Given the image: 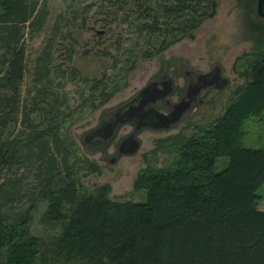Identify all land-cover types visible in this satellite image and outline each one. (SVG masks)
Masks as SVG:
<instances>
[{
    "label": "trees",
    "instance_id": "16d2710c",
    "mask_svg": "<svg viewBox=\"0 0 264 264\" xmlns=\"http://www.w3.org/2000/svg\"><path fill=\"white\" fill-rule=\"evenodd\" d=\"M217 1L125 0L135 14L129 25L136 33L134 45L140 41L144 45L140 56L151 52L154 36L169 38L157 52L181 38L192 39L193 31L214 15ZM38 5L39 0H0L2 129L16 121L13 97L24 74L20 26L27 24L34 31L42 25L46 9L45 4ZM132 52H122L124 63H129ZM38 60L45 68H35L34 81L48 75V55ZM53 102L49 106L57 107L51 114L55 119L65 100ZM263 111L264 50L256 55L247 84L224 113L183 140L175 165L148 169L136 178L135 189L146 192L145 200L138 202L111 200L107 186L91 193L82 189L59 136V123L37 131L24 116L23 136L4 139L0 132V171L21 160L35 161L36 189L47 204L41 222L58 223L60 231L45 243L29 233L37 199L10 221L11 215L3 210L8 186L0 178V264H264V210L259 208L258 193L264 183V148L241 142L244 122ZM43 172L46 179H40ZM55 177L59 184L50 181Z\"/></svg>",
    "mask_w": 264,
    "mask_h": 264
},
{
    "label": "rangeland",
    "instance_id": "374dc122",
    "mask_svg": "<svg viewBox=\"0 0 264 264\" xmlns=\"http://www.w3.org/2000/svg\"><path fill=\"white\" fill-rule=\"evenodd\" d=\"M42 4L46 9L42 25H36L34 31H30L27 24L20 26L24 74L19 93L12 96L16 121L7 123L4 129L0 124V132L4 139L21 133L23 136L21 120L24 116L37 131L58 122L59 136L69 153L68 161L76 171V182L88 193L107 186L108 197L114 201L145 200V190L134 187L136 178L148 169L173 167L183 140L224 113L235 93L247 84L256 55L264 50V19L257 15L254 0H218L214 15L193 31L192 39L181 38L157 52L160 43H168L169 38L163 40V35L154 36L151 38L153 49L148 56H140L142 41L134 45L136 33L129 25L135 14L131 13L132 4H126L125 0H39L38 6ZM161 21L168 24L170 20ZM125 49L134 50L129 63H124L127 60L122 56ZM3 52L0 44V76L4 67ZM46 54L50 60L46 68L48 75L34 81L35 68L38 65L45 68L44 61L40 63L38 59ZM181 63L206 73L218 65V74L227 79L226 86L221 89L219 82L217 86H206L203 103L195 105L181 123L169 130H139L138 151L122 155L116 163L107 162L104 157L114 155L119 140L133 133L130 125L120 123L114 127L115 137L106 150H90L83 145L81 137L106 111L127 101L163 69L168 68V72L178 76L176 68ZM178 81L180 83L181 78ZM44 87L46 90L39 94L38 90ZM105 93L109 94L108 98ZM57 98L65 102L58 108V117L52 119L51 114L57 107L49 104L53 105V99ZM0 117L3 116L0 114ZM242 129L244 146L264 148V111L259 117L247 119ZM221 162L223 160L218 162L219 169ZM37 166L30 158L1 169V182L8 186L3 210L11 215L12 221L13 215L20 216L37 199L28 230L45 243L59 233L60 225L41 222L47 204L36 189L39 184ZM46 174L43 172L40 179H46ZM56 178L59 179L50 178V181L59 184ZM258 193L261 195L259 208L264 210V183Z\"/></svg>",
    "mask_w": 264,
    "mask_h": 264
},
{
    "label": "flooded vegetation",
    "instance_id": "af4514ba",
    "mask_svg": "<svg viewBox=\"0 0 264 264\" xmlns=\"http://www.w3.org/2000/svg\"><path fill=\"white\" fill-rule=\"evenodd\" d=\"M176 71L178 76L168 72V68L163 69L154 79L149 81L154 82L153 88L157 90L156 94L152 87L140 95L138 91L127 101L106 111L98 123L81 137L83 145L90 150H106L115 137V132L111 137L112 126L120 120L125 121L121 125H130L133 128L132 131L135 129L162 130L169 123V115L173 110V104L182 99L186 90L189 95L196 93L197 99L195 102L200 101V103H195V105L202 104V98L206 93V85L215 84L217 81L216 72H212L213 74L211 73L210 77L206 78V71H197L183 63L178 65ZM202 74H205V76ZM179 78L182 80L180 83ZM155 97L157 98L154 99ZM186 117L187 115L183 113L179 114L175 118L176 122L170 124L167 130L173 125L181 123ZM128 136L129 133L119 140L114 155H105V161L111 162L113 157L118 155L119 150L128 149V142L130 141H125ZM122 155H119L113 163H116Z\"/></svg>",
    "mask_w": 264,
    "mask_h": 264
},
{
    "label": "water",
    "instance_id": "95a60500",
    "mask_svg": "<svg viewBox=\"0 0 264 264\" xmlns=\"http://www.w3.org/2000/svg\"><path fill=\"white\" fill-rule=\"evenodd\" d=\"M256 13H257V15L259 17L264 19V0H257V2H256ZM218 71H220L219 66L218 65H214L212 70L206 73V78H209L212 72H216L217 81L215 82L214 86H217L216 83L219 82L218 86H220L221 89H222V88H224L226 86L227 79L222 77V76H220V74H218ZM202 75L205 76V74H202ZM153 84H154V82L151 81V82H148L146 85H144L139 90V95L144 93L145 91L151 89V87L153 88ZM211 84H209V85H211ZM206 86H208V85H206ZM153 91L155 93L157 90L155 88H153ZM156 98L157 97H155L154 99H156ZM196 99H197L196 93H193V94L189 95L187 93V90H186V93L184 94L182 99L178 103L173 104V110H172V112H170V115H169V120H168L169 123L162 130H167L169 128L170 124L175 123L176 122L175 118H177V116L179 114L183 113L185 115H188L189 112L192 110L191 108L194 107L195 103H200V101L199 102H195ZM123 122H125V121H123V120L121 121L120 120V121L116 122L112 126L113 129L111 131L112 132L111 137L114 135V132H115V128L114 127L117 124H120V123H123ZM158 130H160V129H158ZM138 131H139V129H135L132 134H130L128 137H126L125 141L126 140L130 141V142H128V146H129L128 149H126L124 151H120L119 150L118 155L114 156L111 162H115L117 157L119 155H121V154H123V155H133V154H135L138 151L140 144H139L138 140L136 139V137H134V136L137 135ZM132 138H133V140H132Z\"/></svg>",
    "mask_w": 264,
    "mask_h": 264
}]
</instances>
